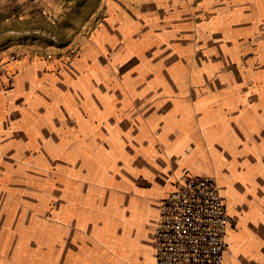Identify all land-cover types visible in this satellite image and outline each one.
Segmentation results:
<instances>
[{
    "label": "crops",
    "instance_id": "crops-1",
    "mask_svg": "<svg viewBox=\"0 0 264 264\" xmlns=\"http://www.w3.org/2000/svg\"><path fill=\"white\" fill-rule=\"evenodd\" d=\"M103 1L73 60L0 83V262L158 264L163 202L209 178L222 264H264V0Z\"/></svg>",
    "mask_w": 264,
    "mask_h": 264
},
{
    "label": "rangeland",
    "instance_id": "rangeland-1",
    "mask_svg": "<svg viewBox=\"0 0 264 264\" xmlns=\"http://www.w3.org/2000/svg\"><path fill=\"white\" fill-rule=\"evenodd\" d=\"M105 11L103 0H0V83L12 87L10 65L27 53L52 58L63 49L73 60ZM210 17L217 25V12ZM11 259L4 256L0 264Z\"/></svg>",
    "mask_w": 264,
    "mask_h": 264
},
{
    "label": "built area",
    "instance_id": "built-area-1",
    "mask_svg": "<svg viewBox=\"0 0 264 264\" xmlns=\"http://www.w3.org/2000/svg\"><path fill=\"white\" fill-rule=\"evenodd\" d=\"M229 222L214 180L177 183L160 208L153 235L158 264H222Z\"/></svg>",
    "mask_w": 264,
    "mask_h": 264
}]
</instances>
